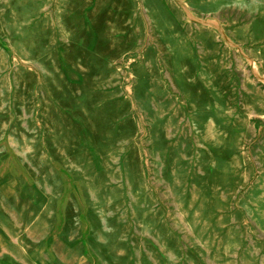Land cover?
<instances>
[{"label": "rangeland", "instance_id": "1", "mask_svg": "<svg viewBox=\"0 0 264 264\" xmlns=\"http://www.w3.org/2000/svg\"><path fill=\"white\" fill-rule=\"evenodd\" d=\"M0 264H264V0H0Z\"/></svg>", "mask_w": 264, "mask_h": 264}, {"label": "bare ground", "instance_id": "2", "mask_svg": "<svg viewBox=\"0 0 264 264\" xmlns=\"http://www.w3.org/2000/svg\"><path fill=\"white\" fill-rule=\"evenodd\" d=\"M0 235H4V232L0 230Z\"/></svg>", "mask_w": 264, "mask_h": 264}]
</instances>
